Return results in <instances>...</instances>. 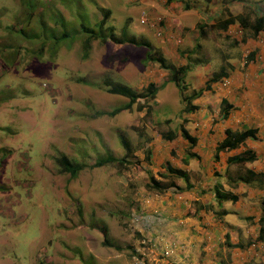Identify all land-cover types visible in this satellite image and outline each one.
Listing matches in <instances>:
<instances>
[{
	"label": "rangeland",
	"instance_id": "1",
	"mask_svg": "<svg viewBox=\"0 0 264 264\" xmlns=\"http://www.w3.org/2000/svg\"><path fill=\"white\" fill-rule=\"evenodd\" d=\"M161 1L0 0V264L142 261L135 251L140 214L133 208L155 196L142 150L160 152L158 143L144 142L177 129L181 108L189 107L184 99L199 91L185 74L177 79L185 86L177 89L166 70L145 58L143 42L165 61L184 59L187 38L180 43L173 6ZM104 10L113 35L123 32L135 42L119 50L99 39L87 42L101 35L97 22ZM162 23L170 31L159 45ZM197 41L209 53L208 73L215 72L218 49ZM107 78L134 96L144 92L143 101L120 110L129 96L108 93ZM126 148L133 153L129 163L116 164L112 158L121 159Z\"/></svg>",
	"mask_w": 264,
	"mask_h": 264
},
{
	"label": "crops",
	"instance_id": "2",
	"mask_svg": "<svg viewBox=\"0 0 264 264\" xmlns=\"http://www.w3.org/2000/svg\"><path fill=\"white\" fill-rule=\"evenodd\" d=\"M199 1L202 6L195 7ZM164 2L173 6L180 43L183 36L188 39L183 38V62L174 65L183 66L180 74L195 81L199 91L184 99L189 107L181 108L177 129L143 141L158 143L160 152L142 150L155 196L133 208L140 214L135 251L143 255L136 264H264V24L257 32L252 24L254 16L264 18V0ZM242 11L250 12L249 27L228 23L239 36L226 37L222 24ZM191 16L198 18L188 26L184 19ZM162 25L159 45L170 31ZM197 37L218 49L221 65L215 72L208 73L209 53ZM232 49L236 53L230 55ZM182 126L193 144L182 137ZM229 131L246 136L222 149Z\"/></svg>",
	"mask_w": 264,
	"mask_h": 264
},
{
	"label": "trees",
	"instance_id": "3",
	"mask_svg": "<svg viewBox=\"0 0 264 264\" xmlns=\"http://www.w3.org/2000/svg\"><path fill=\"white\" fill-rule=\"evenodd\" d=\"M168 1H170V0H168ZM248 11H242L240 14H238L236 16H229L228 18H226L225 22L222 24L221 27L223 29H226L227 28L226 26L228 23H234V22H238L244 28L249 27V24L246 25V23H245L246 19H249L250 12H248ZM100 15H101V17L98 20L97 25L99 28H101V30H100L101 35L99 37H97L95 35H90V37H88V39H87L88 43L91 40L93 41L95 39H99L102 43H108L111 47V50H119L122 47H124V45H126V42L127 43L128 42H135V41L129 39L128 37H126V35L123 34V32H121L119 34L120 36H118V37L113 35V32L110 30V26L105 25V23L108 20L109 10L102 11ZM252 24H253V30L255 32H257L260 29V27L264 24L263 16H254L252 18ZM142 44H144V46L146 48L145 58H146L147 62L156 63L158 65V67H160L163 70H166L167 73L169 74L170 80H172L176 84V87H178V88L184 87V83L180 86L179 82L177 80L182 75V74H180V71L183 69V66H176L171 62L165 61L164 56L161 52H159V51L151 52L148 43L143 42ZM154 53H156V54H154ZM2 66L5 67L6 64L2 63ZM103 84L107 88L108 93L121 94L124 96H129L128 97L129 102L127 104H125L124 106L120 107L119 108L120 110H123V109L130 107L131 103L136 101V100H142L143 101L144 97L141 95H144V92L136 93L135 94L136 97H135L133 95V93L130 92V90L122 88L123 86L120 83L109 80L108 78L103 81ZM148 86H149V89H151V91H153V89H155L152 84H148ZM141 97H142V99H141ZM181 131H182V137L184 139L188 140L190 144H193L195 142L194 139L184 130L183 126L181 128ZM172 135H171V137H172ZM227 136L228 137H227L226 143L224 145H222V147H221L222 149H225L226 147H228V148L235 147L237 144H239L240 141L243 140V138L246 136V134L245 133H239L238 135H232V132L229 131L227 133ZM171 137L168 139H171ZM230 139H232L233 141H230ZM120 140H121L122 144L124 143V145H127V142H125V140L123 138H120ZM126 153L128 155L125 154V156H123L121 159L114 160L112 158V160L116 161L117 162L116 164H118V165H122L123 163L128 164L129 162H128L127 157L129 155L130 156H133V155H131L132 152H131V149H129V148H126ZM66 160H67V157H66V159L64 156L62 159L60 158V160L58 161V164L60 166L58 171L61 169V166H62V169L60 171L61 172L65 171V169L63 168V164H61V163H62V161L66 162ZM101 234L104 235V232H101Z\"/></svg>",
	"mask_w": 264,
	"mask_h": 264
},
{
	"label": "built area",
	"instance_id": "4",
	"mask_svg": "<svg viewBox=\"0 0 264 264\" xmlns=\"http://www.w3.org/2000/svg\"><path fill=\"white\" fill-rule=\"evenodd\" d=\"M226 32H227V33H231L233 37H234V36L237 37V35L239 36V31H238L237 29H231V30H229L228 28H226L225 33H226Z\"/></svg>",
	"mask_w": 264,
	"mask_h": 264
}]
</instances>
